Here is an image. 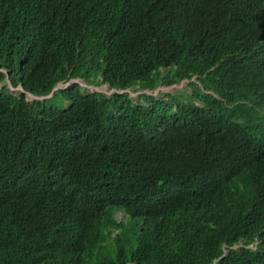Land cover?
Segmentation results:
<instances>
[{
	"label": "trees",
	"instance_id": "obj_1",
	"mask_svg": "<svg viewBox=\"0 0 264 264\" xmlns=\"http://www.w3.org/2000/svg\"><path fill=\"white\" fill-rule=\"evenodd\" d=\"M6 80L0 264H264V0H0Z\"/></svg>",
	"mask_w": 264,
	"mask_h": 264
},
{
	"label": "rangeland",
	"instance_id": "obj_2",
	"mask_svg": "<svg viewBox=\"0 0 264 264\" xmlns=\"http://www.w3.org/2000/svg\"><path fill=\"white\" fill-rule=\"evenodd\" d=\"M186 82H183L181 85H175V86H172V87H158L154 93H151V92H148V91H138L137 87L135 88H132L131 90H129V94L131 96V98L133 99H137L138 95L139 94H142V93H147L149 95H153L157 98H160L161 96H163L164 94L166 93H170L172 95H176L179 93V91L183 92L186 88ZM2 87H5L8 89V93L9 94H12L14 96H16L19 92V89H14L10 83L6 80L2 83H0V88ZM61 88H64V86H61ZM91 89L95 90V91H98V92H102L104 93L105 95H110L111 93H113V91L110 90L109 87H107V85H103L102 87L100 88H95L93 86H89L87 84H83V92H89ZM36 98H33L32 96H28L26 94V100L29 101V102H32L34 101ZM114 218L117 220V221H125L127 222L128 221V218L125 216L124 213L122 212H115L114 213ZM131 225V224H130ZM130 227V226H129Z\"/></svg>",
	"mask_w": 264,
	"mask_h": 264
},
{
	"label": "water",
	"instance_id": "obj_3",
	"mask_svg": "<svg viewBox=\"0 0 264 264\" xmlns=\"http://www.w3.org/2000/svg\"><path fill=\"white\" fill-rule=\"evenodd\" d=\"M72 82H75V83H78L79 85H81L82 87H83V84H85V82L84 81H82V80H71V81H69L64 87H67L70 83H72ZM107 87H109L108 85H107ZM61 88V85H59V86H57V87H55L52 91H51V93L49 94V95H46V96H42V97H36V96H34L36 99H35V101H38V102H44L45 100H47V99H50V98H52L53 97V95H54V92L55 91H57V90H59ZM110 88V87H109ZM17 89H19V90H22V88L21 87H19V88H17ZM16 90V89H15ZM112 91H114V90H112ZM129 90H125V91H122V92H118V93H123V92H128ZM129 93V92H128ZM32 95V94H30V93H26L25 92V95ZM33 96V95H32Z\"/></svg>",
	"mask_w": 264,
	"mask_h": 264
},
{
	"label": "clouds",
	"instance_id": "obj_4",
	"mask_svg": "<svg viewBox=\"0 0 264 264\" xmlns=\"http://www.w3.org/2000/svg\"><path fill=\"white\" fill-rule=\"evenodd\" d=\"M86 84V83H85ZM62 86V85H61ZM111 90V89H110ZM131 90V89H130ZM112 91V90H111ZM114 92V91H113ZM148 92H150V91H148Z\"/></svg>",
	"mask_w": 264,
	"mask_h": 264
}]
</instances>
